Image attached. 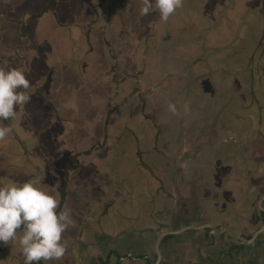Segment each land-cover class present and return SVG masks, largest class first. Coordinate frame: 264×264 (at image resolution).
Wrapping results in <instances>:
<instances>
[{
    "label": "crops",
    "instance_id": "obj_1",
    "mask_svg": "<svg viewBox=\"0 0 264 264\" xmlns=\"http://www.w3.org/2000/svg\"><path fill=\"white\" fill-rule=\"evenodd\" d=\"M89 1L88 15L82 16L87 21H58L61 32L71 30L73 38L76 31L74 46L77 47L78 41L79 50L74 47L68 52L65 47H56L53 53L62 56L53 67L59 68L57 72H60L55 71L42 85H36V80L28 78L30 101L17 110V118L0 122V126L10 124L14 129L12 135L0 141V163L3 159H12L15 166L11 169L0 164V176L7 177V172L8 178L18 181L39 177L49 190L61 191L64 185H56L52 169L56 153L45 150L47 137L66 139L65 147L74 151L76 159L81 156L88 165L91 152L97 154L98 151L93 145L95 138L89 146L83 144L84 140L89 134L91 139V134L101 129L104 116L108 115L106 140L101 148H114L121 155L130 154L133 163L130 187L128 192L115 197L110 214L92 211L81 220L71 211L74 224L65 234L80 247L69 243L70 253H81L87 245L83 241L87 236L88 245L102 247L109 244L111 252L107 255L113 260L114 253L119 259L127 260L131 259L128 255L133 254L137 259L130 260L131 263L126 260L124 264H153L157 234L163 227L175 229L182 225L172 221L170 215L175 211L191 220L195 206L203 210L199 220L192 221L191 225H226L232 227L231 234L236 238L247 237L259 229L264 224V214L257 206L264 188L258 197H254L259 191V180L248 171L250 167H242L238 158L244 153L242 158L245 159L255 150L260 154L264 148L263 129L258 132L253 125L257 108L264 101V37L248 34L255 29L258 31V26H253V21H207L205 27L209 33H203L196 21H163L154 25L152 34L143 37L144 34L133 30L131 21H116L120 15H125L131 0ZM2 2L7 0H0V5ZM255 3L264 6V0ZM48 8L49 5L42 11L40 8L28 11L24 20L11 18L7 8H0V15L7 16L5 20L0 19V66L14 67L13 61L29 51L38 60H43L41 52L34 46L40 37L50 38L51 33L47 29L48 21L36 20L48 16ZM52 10L53 18L56 16L59 20L58 10ZM240 28L237 41L243 31L247 32L243 38H259L250 39V47L235 52L241 55L234 56L229 47L233 37L227 38L228 45L224 49L216 32L226 37ZM167 30H170L169 34ZM84 41H88V47H84ZM217 52L227 54L226 64L223 60L217 62L214 57ZM199 53L205 59L194 56ZM28 68L36 70L34 65ZM208 70L217 75L208 78ZM181 77L186 80L181 81ZM241 89L245 91L242 99L240 92L238 97H232L231 92ZM235 98L237 104L233 102ZM101 101L105 103L101 104ZM169 104L176 105V114L169 111ZM239 105L245 109L241 117L236 114ZM42 107L47 111L45 114ZM233 111L235 114L230 115ZM258 115L259 120L264 118L263 110ZM230 118H236L237 127L229 124ZM87 122L90 124L85 136ZM130 132L138 140L137 150ZM247 141L249 152L244 147ZM260 155L253 165L258 168L264 166V154ZM33 159L36 163L31 165ZM208 168L214 169L211 178ZM150 180L156 184L153 188L149 187ZM73 187L74 184L71 189ZM65 196L68 197L67 191ZM181 198L188 200V206H180ZM121 223L125 229L114 234L108 231L110 226ZM140 231L148 234L144 251L140 246L141 238L136 236ZM102 232L105 241L99 239ZM261 239L264 240V235ZM8 244L0 245V251L8 252L11 246ZM216 246L228 248L223 241L217 242ZM181 250L188 255L187 264L196 263V245L190 243ZM212 251H215L212 247L203 250L204 254ZM94 257L104 261L108 256L96 254ZM162 257L169 263L171 253L165 245H162ZM260 260L264 264V258ZM235 263L238 264L237 259Z\"/></svg>",
    "mask_w": 264,
    "mask_h": 264
},
{
    "label": "rangeland",
    "instance_id": "obj_2",
    "mask_svg": "<svg viewBox=\"0 0 264 264\" xmlns=\"http://www.w3.org/2000/svg\"><path fill=\"white\" fill-rule=\"evenodd\" d=\"M256 1L259 0H182L183 6L177 9L174 12V14H172L168 18L167 21H181V23H183L184 21H196L197 27L203 33H209V30L206 32L207 27H205L208 26L207 21H253L255 24L253 26L257 25L258 31L255 29L254 32H250L248 34H257L260 35L261 37H264V6L262 7L260 6V4L255 3ZM57 2H58V6L55 4V0H7V2H2L0 5V8L3 7L7 8L11 18H14L16 20H20L22 18L24 20L26 12L34 8H40V10L42 11L45 8V6L49 5L48 9L50 13L47 14L48 16L36 20V21H48L47 29L50 30L51 33L50 38L40 37L37 40L36 45L34 46L35 49L41 52L43 60H38L36 56H34L32 51H29L27 54L24 53L20 55L21 59L17 58L13 61L14 67L22 68L25 71L27 77L29 76L28 77L29 79H34L37 81L36 85H42L44 82H48L55 73V71L57 72V70L59 69V68L55 69L53 67L55 66V62L57 60L59 61L61 60V56H62V55L57 56L53 53L56 47H59L61 49H64L65 47L68 52L72 50V48L76 47V45L74 46L76 31L73 30L75 31L73 38L71 36V30H69V32L68 31L61 32L58 26L59 25L58 21H70V22L87 21L86 19H82V16L85 17L88 15L86 11L89 12V8L91 6L89 0H58ZM142 6H143L142 0H131V3L128 5V9L126 10L125 15H120L116 21H131L130 25L133 26V30H135V32L144 34L143 37H145L146 35L152 34L154 25L163 23V20L160 19L159 11L156 9L150 12L147 16L141 15L140 9L142 8ZM52 9H54L55 11L58 10L59 15L61 16L59 20L57 19L56 16L53 18V15L55 14L53 13ZM244 16L245 18H243ZM6 18H7L6 15L3 14L2 16L0 15L1 20H5ZM25 21L27 20L25 19ZM253 22L248 24L251 25ZM177 28L179 27L177 26ZM169 31L167 30L168 34ZM241 31L242 29L240 28L238 31H235V33L228 34L226 37L225 34L221 33L219 35V33L216 32L217 40L220 41V43L224 44V49L228 45L227 38L231 36L233 37L231 38L229 44L230 49H232L230 52L231 55L234 56L241 55V53L239 54H234V53L244 51V49L250 47L249 44L251 42L250 39L259 38V37L250 38V36H249L250 39L243 38L246 37L247 35V32L243 31L242 36L237 41L239 37V33ZM159 33L163 34V32L161 31H159ZM194 39L195 41H197V36H195ZM79 44L81 45L80 42ZM83 45L84 47L85 46L88 47L89 45L88 41H84ZM78 47L79 45L77 41V47L75 48V50H79ZM262 47L264 49V46ZM257 50H259V46ZM194 56L197 59L198 57L205 59V56L202 53L195 54ZM214 57L215 59H217V62L220 63L223 60L224 63L226 64L227 54H225V52L223 53L217 52L216 56ZM33 65L34 67H36V70L31 71V69H29L28 66L32 67ZM217 65L219 64L217 63ZM59 72L60 70L57 73ZM207 73H208V78H210L212 74L213 76L217 75V73L214 71L211 72L208 70ZM213 76L212 78H214ZM81 77L82 76L80 75V78ZM185 80L186 78L181 77V81L184 82ZM208 82H210L209 79ZM239 92L241 93L239 97L242 99V94H245V91L243 89L236 91V93L231 92L232 97H234L235 95L238 97ZM241 99H240L241 102H245L242 101ZM106 101H108V98L106 99ZM233 102L237 104V98H235ZM102 103L105 102L101 101V104ZM244 111L245 109L242 107L240 108L239 105V108L236 109V114H238L241 117ZM42 112L43 114L47 112L44 107H42ZM259 112H260V108H257V113H255V121L253 125L257 128L258 132H260V128H262L264 132V118L262 117L261 120H259L260 119V116L258 115ZM263 113H264V109H263ZM233 114H235L234 111L231 112L230 115ZM107 118L108 115L104 116L105 120L102 124L101 129H98L96 130V133L91 134V139L89 134V136H87V138L84 140L83 144L89 146L90 142H93V139L95 138V142L93 143V145L95 146V149H97L95 151H98L97 154H93L90 151L92 156L89 157V159L91 158V161L88 165H86L87 163H85L83 159H80L81 156H79L76 159V156L73 155L74 151H71L72 149L70 148L67 149V147H65L64 142L66 139L59 137L52 139V136L47 137L48 143L46 142L47 145L45 147V150L46 151L53 150L56 153L55 159L52 163L53 165L52 169L55 173L54 177H56V181H55L56 185L59 187L64 185V188H62L61 191L57 192L61 202L60 204L61 209L66 204V206L69 209H71L73 214H75V216L81 220L86 219L87 215H89L92 211L93 212L95 211L96 213L99 214L102 212H105L104 214H110V205L114 201L115 197L121 194H125L124 191L128 192L130 187L128 185L130 169H131L130 166L133 165V163L129 159L130 154L123 153L121 155L117 151H115L114 148L112 150L111 149L104 150L103 148H101V146H103L106 140L105 128L107 124ZM236 122H237L236 118H230L229 124H233L234 126L237 127L238 123ZM89 124H90L89 122L86 123V128L84 130L85 136L88 135L87 134L88 131L86 130L89 127ZM149 124L151 123L149 122ZM133 134L134 133L130 132L131 139L133 143H135L134 148L135 150H137L139 149L137 143L138 140ZM234 142L235 141H232V143ZM255 143H257V141ZM249 145L250 143L247 141L244 146L248 152L250 151ZM262 153L264 154V148L262 150ZM252 154L249 153V155H247L252 157L251 159H249V157L247 156L245 159H243L242 157L244 153H242V155L239 156L238 158H240V161L242 162V167L243 166L246 168L250 167L251 169H249L248 171L252 173V176H254L255 180L257 179L259 180V184H258L259 191L255 192V196H254V197H258L259 194L262 193L264 188V166H260L259 167L260 169L257 166L256 167L253 166L254 162L257 161L262 155H260L257 152V150H255V152ZM12 162H13L12 159H8L6 161L5 159H3L0 164L7 168L13 169L15 166L12 165ZM32 163L33 164L36 163L35 159H33V161L32 160L30 161L31 165H33ZM243 172L244 170L242 171V173ZM5 173L7 177L0 176V186H3L4 183L15 182V180L18 181L17 178H15V180H13L12 178H8V175L10 174H8L7 172ZM22 181L23 180H21V182ZM73 184L74 187L73 189H71V186ZM155 185L156 184H154L153 180L149 181L150 188H153V186ZM66 191L68 192L67 198L65 196ZM65 198L68 199L67 203L65 202ZM257 207H258V211L262 213L263 211L259 206V204ZM111 214H114V212L111 211ZM262 214H264V212ZM119 229L121 230L125 229L123 223H121L120 225L110 226L108 231L114 234ZM128 235L132 237L131 232H129ZM85 237L86 238H84L83 241L87 243V245L84 247L81 253L79 252L70 253V250L67 247V252L65 254V257L60 261L50 262V264H103V261H100V259H96L94 255L100 254L107 256V254L111 252V247H109V244L103 245L102 247L98 246L99 244L88 245L89 239L87 236ZM64 239L67 242V246L69 245V243H72L73 246H75L76 248L80 247L77 246V243L73 242V240L70 241V238H68L66 234H64ZM99 239L100 241L101 240L105 241L106 238L104 232H102ZM8 245H11L10 247H8L10 249L8 252L4 253L3 250L0 251V264H24V258L21 253L19 241L17 240L15 244L9 242ZM123 247H126V244H124ZM114 255L117 258L116 253H114ZM129 256L132 260L136 259V256H134L133 254L128 255V258ZM122 259L124 258L120 257L119 260L122 261ZM41 264H43V261L41 262Z\"/></svg>",
    "mask_w": 264,
    "mask_h": 264
},
{
    "label": "clouds",
    "instance_id": "obj_3",
    "mask_svg": "<svg viewBox=\"0 0 264 264\" xmlns=\"http://www.w3.org/2000/svg\"><path fill=\"white\" fill-rule=\"evenodd\" d=\"M140 14L147 16L154 9L167 21L183 6L182 0H142ZM31 82L22 68L0 66V122L18 117V109L31 97ZM169 111L177 113L175 104ZM187 110V105L184 106ZM14 132L9 125L0 126V141ZM60 198L39 177L0 186V245L17 240L24 264H50L60 261L67 252L64 234L74 224L71 209H61Z\"/></svg>",
    "mask_w": 264,
    "mask_h": 264
},
{
    "label": "flooded vegetation",
    "instance_id": "obj_4",
    "mask_svg": "<svg viewBox=\"0 0 264 264\" xmlns=\"http://www.w3.org/2000/svg\"><path fill=\"white\" fill-rule=\"evenodd\" d=\"M262 79H263V76H262ZM252 80H253V78H252ZM258 80L259 81L261 80L260 77L258 78ZM259 108H260V110L264 109V101H263V104H261V106H259ZM207 173H208V177H210V178L213 177L214 169L208 168ZM165 195L168 197H172V195L170 193L169 194L165 193ZM172 201H173V199H172ZM183 205L188 206V200L186 198H181L180 206L182 207ZM193 209H194V211H193L194 215H193V218L191 220L190 219L187 220L186 217L179 216L180 215L179 212H175V211L173 214L170 215L171 216L170 218H172V221H178V223H182V225L179 227H176L175 229H166L165 227H163L162 228L163 231H161L157 234L156 240L154 243L155 244L154 245L155 261L153 264H156V262H157L156 242H157V239L159 238V236L165 232H169V231H173V230H180V229L185 228L187 226H195V225H191L190 223L192 221L199 220V218H200L199 215L202 214L203 209L201 207H196V206ZM205 224H211V223H203V224L198 225L197 227H201ZM263 225L261 227H263ZM215 227H217V226H215ZM222 227L229 228V236L236 238L234 235L231 234V232H232L231 228L232 227H228V226L224 225V226H219L217 228H222ZM261 227L259 229H261ZM259 229H257L256 231H252L250 233V235H247V237H244V238L239 237L237 239H240V240L251 239ZM200 232L203 233L202 236L199 235ZM147 233H150V231H148ZM138 234L136 233V236L141 238L140 246L142 247V249L144 251L147 249L145 236L148 234H145L142 231H140ZM263 235H264V231L259 236V239L263 238ZM218 240L223 241L225 246L228 247L227 249H225V248L222 249V255H224L226 252H228V253L234 252L235 250H237L239 248V247L234 246L233 244H228V243L224 242V236L222 234L215 236L211 229H200V230L197 229V230L186 231L185 233H183L182 235H179L177 237H166L165 239H163V242L161 244L160 249H161V253H162V245L163 246L165 245V247L167 249L168 248L170 249V253L172 255L171 257H173L174 260H176L178 262V264H187L185 261L187 260L188 255H186L185 251L183 252L181 250V247L182 248L184 247V249H186L188 244L191 243V246L196 245L195 255H196L197 261H196V263H193V264H210V262H212V259L210 258V256L208 254H204L203 250H207V249L211 248L212 245L217 244V242H219ZM170 244L172 245L171 248L169 247ZM239 249H242V248L240 247ZM143 256L145 257V255H143ZM144 257H141V258H144ZM171 257L169 258V263L166 261V259L163 260V257H162L160 264H170ZM141 258H139V259H141ZM130 260H132V259H130Z\"/></svg>",
    "mask_w": 264,
    "mask_h": 264
},
{
    "label": "water",
    "instance_id": "obj_5",
    "mask_svg": "<svg viewBox=\"0 0 264 264\" xmlns=\"http://www.w3.org/2000/svg\"><path fill=\"white\" fill-rule=\"evenodd\" d=\"M259 206L261 207L262 211L264 212V195L261 196L259 200ZM197 229H211L213 234L215 236L217 235H223L224 236V242L228 244H233L236 247H241L242 249H237L234 252L228 253L226 252L224 255H222V249L220 247H217L216 244L212 245V248L215 249V251H212V253H209L208 255L212 259V262L210 264H236L235 260H238V264H262L261 258H264V240L259 239V236L264 231V225L261 229H259L254 236L251 239H237L229 236V228L222 227L217 228L212 224H205L201 227L197 226H187L185 228H182L180 230H173L169 232L162 233L156 242V253H157V262L156 264H160L162 260V253H161V244L163 242V239L166 237H177L179 235H182L186 231L190 230H197ZM260 243V245H259ZM169 247L171 248L172 245L170 244ZM103 261V264H124V262L127 260L126 258L122 259V261L119 260V257H115V259H111L112 257L107 255ZM172 256V255H171ZM214 257L216 259H214ZM137 259V258H136ZM129 263L130 260H127ZM170 264H178L176 260H174L173 257H171Z\"/></svg>",
    "mask_w": 264,
    "mask_h": 264
}]
</instances>
